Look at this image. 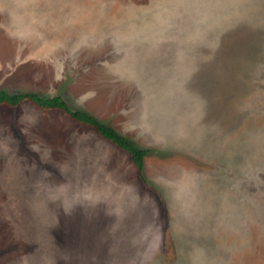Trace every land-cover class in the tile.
Returning a JSON list of instances; mask_svg holds the SVG:
<instances>
[{
  "label": "rangeland",
  "instance_id": "1",
  "mask_svg": "<svg viewBox=\"0 0 264 264\" xmlns=\"http://www.w3.org/2000/svg\"><path fill=\"white\" fill-rule=\"evenodd\" d=\"M4 1L0 89L148 155L0 106V264H264V0Z\"/></svg>",
  "mask_w": 264,
  "mask_h": 264
},
{
  "label": "trees",
  "instance_id": "2",
  "mask_svg": "<svg viewBox=\"0 0 264 264\" xmlns=\"http://www.w3.org/2000/svg\"><path fill=\"white\" fill-rule=\"evenodd\" d=\"M22 103H29L40 110L62 111L71 120L92 128L100 139L125 152L130 162L136 167L141 182L147 183L144 169L148 150L140 148L133 140L120 133L115 127L106 124L87 111L72 109L60 95L45 97L35 92H9L0 89V106L5 105L16 109Z\"/></svg>",
  "mask_w": 264,
  "mask_h": 264
},
{
  "label": "crops",
  "instance_id": "3",
  "mask_svg": "<svg viewBox=\"0 0 264 264\" xmlns=\"http://www.w3.org/2000/svg\"><path fill=\"white\" fill-rule=\"evenodd\" d=\"M27 1H28V0H6V1H4L3 5L5 6V8L10 9V10H12V8L17 9V8H19V7H20V9H21V8H23V6H26V7H27V5H29V4H28L29 2H27ZM13 2L16 3V6H15V7L11 5V4H13ZM17 3H18V4H17ZM6 5H9V6H6ZM11 6H12V7H11ZM25 9H26V8H25Z\"/></svg>",
  "mask_w": 264,
  "mask_h": 264
}]
</instances>
